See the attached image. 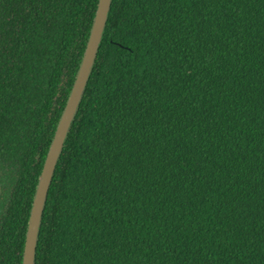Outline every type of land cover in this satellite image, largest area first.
Returning a JSON list of instances; mask_svg holds the SVG:
<instances>
[{
  "label": "trees",
  "instance_id": "1",
  "mask_svg": "<svg viewBox=\"0 0 264 264\" xmlns=\"http://www.w3.org/2000/svg\"><path fill=\"white\" fill-rule=\"evenodd\" d=\"M98 0H0V264ZM36 264H264V0H113Z\"/></svg>",
  "mask_w": 264,
  "mask_h": 264
},
{
  "label": "water",
  "instance_id": "2",
  "mask_svg": "<svg viewBox=\"0 0 264 264\" xmlns=\"http://www.w3.org/2000/svg\"><path fill=\"white\" fill-rule=\"evenodd\" d=\"M112 2L113 0H98L86 48L65 107L57 123L38 179L27 224L22 264H36L37 246L49 190L67 138L79 113L93 74L109 19Z\"/></svg>",
  "mask_w": 264,
  "mask_h": 264
}]
</instances>
